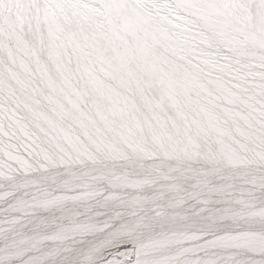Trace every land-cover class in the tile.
Returning a JSON list of instances; mask_svg holds the SVG:
<instances>
[{
  "label": "snow or ice",
  "instance_id": "obj_1",
  "mask_svg": "<svg viewBox=\"0 0 264 264\" xmlns=\"http://www.w3.org/2000/svg\"><path fill=\"white\" fill-rule=\"evenodd\" d=\"M0 264H264V0H0Z\"/></svg>",
  "mask_w": 264,
  "mask_h": 264
}]
</instances>
